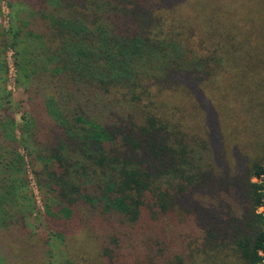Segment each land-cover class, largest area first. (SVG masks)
I'll use <instances>...</instances> for the list:
<instances>
[{
  "label": "trees",
  "instance_id": "16d2710c",
  "mask_svg": "<svg viewBox=\"0 0 264 264\" xmlns=\"http://www.w3.org/2000/svg\"><path fill=\"white\" fill-rule=\"evenodd\" d=\"M16 2L0 223L28 264L51 235L63 264H264V0ZM26 165L36 233L9 212Z\"/></svg>",
  "mask_w": 264,
  "mask_h": 264
},
{
  "label": "rangeland",
  "instance_id": "374dc122",
  "mask_svg": "<svg viewBox=\"0 0 264 264\" xmlns=\"http://www.w3.org/2000/svg\"><path fill=\"white\" fill-rule=\"evenodd\" d=\"M16 1L21 2L25 0H0V37L2 35L1 32H3L1 29L9 25L12 13L20 7ZM9 3L12 6H9ZM7 35L10 37V33H7ZM18 76L19 73L14 66L12 52L7 50V48L2 51V47L0 46V116H12L15 118L16 124L21 121L20 112H17L18 107L20 111H24L23 109L29 107L26 101L28 96L25 90L26 82H23L24 77L21 75L22 78L20 80L22 84H17L16 80ZM17 132L15 131L16 136H18ZM26 162L27 160L25 159ZM23 178L24 183L19 191H17V198L9 203H15V206L9 208V212L16 207H20L22 210H32L26 218V225L30 232L36 233V231L44 230L45 228L42 216V193L38 190L28 165H26ZM41 222L42 225H40ZM6 225L0 223V264H28L29 258L27 256L23 257V253H20L23 252V247L21 248V243L17 239L19 234L17 224L12 226ZM63 255L64 249L61 241L57 236L51 235L48 243V252H45L40 260L44 264H63V259L65 258Z\"/></svg>",
  "mask_w": 264,
  "mask_h": 264
}]
</instances>
